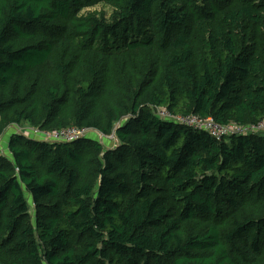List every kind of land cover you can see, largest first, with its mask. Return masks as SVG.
<instances>
[{"label":"trees","instance_id":"obj_1","mask_svg":"<svg viewBox=\"0 0 264 264\" xmlns=\"http://www.w3.org/2000/svg\"><path fill=\"white\" fill-rule=\"evenodd\" d=\"M263 121L264 0H0V138L115 136H11L0 264H264Z\"/></svg>","mask_w":264,"mask_h":264},{"label":"built area","instance_id":"obj_2","mask_svg":"<svg viewBox=\"0 0 264 264\" xmlns=\"http://www.w3.org/2000/svg\"><path fill=\"white\" fill-rule=\"evenodd\" d=\"M159 115L163 118V120L165 121H173L176 122L179 125H183V126H188V127H192V128H196L197 130H204L205 132H207L210 136H213L214 138H216L217 141H220L223 137L227 136V135H233V134H240L243 131L239 128H236L234 126H229V127H221L219 125H217L216 123H214V121L212 119H208V121H201L200 119L196 118V117H172L171 114H169V112H167L164 109L159 110ZM183 119V120H181ZM190 119H194L195 122H185L186 120H190ZM234 130H238V132L236 133ZM257 132H263L264 133V121L261 122L258 126H256V128L254 129ZM94 131L90 130V129H80V128H76V127H72V128H68V129H64V130H58L52 133L49 132H41L40 130H38V132H36V130L34 131V135H30L31 138H43L40 139L42 141H50V142H62V143H73L76 141H79L81 139H84L86 137H88V134L93 133ZM95 133V132H94ZM108 139H115V136H110L107 137Z\"/></svg>","mask_w":264,"mask_h":264},{"label":"rangeland","instance_id":"obj_3","mask_svg":"<svg viewBox=\"0 0 264 264\" xmlns=\"http://www.w3.org/2000/svg\"><path fill=\"white\" fill-rule=\"evenodd\" d=\"M99 8V7H98ZM94 10V9H93ZM183 120V119H181ZM195 122L194 119H190V120H186L185 122ZM36 130V132H38V129L36 128H32L30 127L29 125H26L24 127H15L13 126L12 128H10L6 134L4 135L5 137L8 138L7 141H5L6 143L1 145L0 147V151L1 154H7L9 156V151H8V144L10 142V138L12 135H15V134H18V135H21V136H25V137H31L30 135H34V131ZM236 133L238 132V130H234ZM35 136V135H34ZM3 138V137H2ZM40 137L36 138V139H39ZM40 139H43V138H40ZM39 139V140H40ZM87 139H90V140H96L98 142H101L105 147L109 146V142L110 140H108V138H106L103 134L99 133V132H93L91 134H88V137ZM111 144V143H110ZM115 144H117L116 142L112 143L110 146H112V148L115 146Z\"/></svg>","mask_w":264,"mask_h":264},{"label":"crops","instance_id":"obj_4","mask_svg":"<svg viewBox=\"0 0 264 264\" xmlns=\"http://www.w3.org/2000/svg\"><path fill=\"white\" fill-rule=\"evenodd\" d=\"M8 140V138L7 137H5V136H3V138L1 137L0 138V147H1V145L3 144V142H4V144L6 143L5 141H7Z\"/></svg>","mask_w":264,"mask_h":264}]
</instances>
